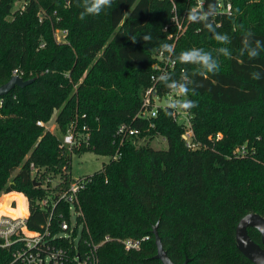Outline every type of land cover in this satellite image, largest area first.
<instances>
[{
  "label": "trees",
  "instance_id": "1",
  "mask_svg": "<svg viewBox=\"0 0 264 264\" xmlns=\"http://www.w3.org/2000/svg\"><path fill=\"white\" fill-rule=\"evenodd\" d=\"M15 1L0 0V85L15 69L34 80L4 96L0 108V194L28 197L32 228L48 217L37 205L47 191L34 183L31 164L46 173L66 167L70 176L71 153L38 125L57 113L61 135L71 125L90 134L74 154L110 157L89 176L78 203L95 241L112 238L100 247L99 264H161L157 223L175 264L187 257L188 264H254L238 249L236 228L249 213L264 216V0H232L233 14L213 20L198 18L194 0H176L188 27L177 43V67L160 90L183 86L184 103L195 105L189 110L203 145L197 150L187 147L169 110H161L152 127L135 119L155 54L169 42L164 27L172 24L171 2L113 0L88 14L84 0H28L24 9H14ZM56 29L65 42L56 41ZM184 53L196 59L182 60ZM200 56L210 57L211 71ZM122 123L139 127V135L121 143ZM158 136L167 148L152 146ZM243 144L249 151L239 157L235 149ZM7 206L4 211L17 214ZM248 233L261 243L257 229ZM127 237L148 238L126 251ZM13 249L0 247V264L12 262Z\"/></svg>",
  "mask_w": 264,
  "mask_h": 264
},
{
  "label": "built area",
  "instance_id": "2",
  "mask_svg": "<svg viewBox=\"0 0 264 264\" xmlns=\"http://www.w3.org/2000/svg\"><path fill=\"white\" fill-rule=\"evenodd\" d=\"M173 5L172 24L164 27L168 34L169 42L166 47L155 54L152 64L151 85L145 90L142 98V108L135 115V119L150 120V126H154L153 119L157 118L161 110H169L173 119L178 122L182 128V138L191 150H197L203 147L197 139L193 114L189 109L182 105L187 98V93L181 91L179 87H172L166 92L160 90V84L168 77L177 67L175 51L178 40L187 30L188 23L180 18L177 12L176 0H168ZM234 4L232 0H215L213 6H208L206 0H194L193 10L198 13L199 19L213 20L216 15L233 14ZM174 27V29H171ZM12 75L22 76L19 69H15ZM186 79H188L186 77ZM5 103L4 97L0 98V108ZM38 125H45L42 121ZM48 129V128H47ZM86 130L87 128H83ZM83 135L77 139V134ZM140 129L132 124L122 123L118 130L117 136L121 138V143L125 137L137 136ZM221 134L218 133L215 139H219ZM90 134L78 132L74 125H71L66 134L61 137V146L71 153L72 159L75 148H82V139L88 141ZM212 138V137H211ZM246 144L238 146L235 154L243 157L248 153ZM117 152L113 158L120 156ZM32 178L39 182L47 191L43 198L37 200L40 209L48 212V217L43 221H37L35 227H30V206L28 197L23 193V205L25 213L20 212V200L18 197L11 198L8 208L16 210L17 214L6 211H0V247L10 248L14 246L12 253V262L10 264H99L100 247L112 238L105 236L100 241L95 239L85 229V222L82 212L78 206L79 194L81 190L90 181V175L80 178H73L70 171L69 183L61 188L56 189L58 185L65 183L54 182V188L45 186L52 180V174H47L43 168L31 164ZM67 168L65 167V171ZM64 171V170H63ZM68 173V172H67ZM45 176L47 181L39 179L37 175ZM17 192L18 191H14ZM12 193V192H10ZM8 193L2 192L0 198ZM74 217V219H73ZM127 237L122 240L126 251L140 249L144 239Z\"/></svg>",
  "mask_w": 264,
  "mask_h": 264
},
{
  "label": "rangeland",
  "instance_id": "3",
  "mask_svg": "<svg viewBox=\"0 0 264 264\" xmlns=\"http://www.w3.org/2000/svg\"><path fill=\"white\" fill-rule=\"evenodd\" d=\"M28 0H16L14 9H24ZM40 17L43 19V14H40ZM53 36L56 39L57 42H65L66 41V34L63 32V30L56 29L53 30ZM57 114V113H56ZM56 114L52 117V119L46 123V128L50 129L52 132H54L57 136L60 138L62 135L60 134V131L58 129L57 123H56ZM83 135L78 133L77 139L82 138ZM152 146L155 148H167L168 144L164 137L158 136L151 142ZM110 157L105 155H99L95 152H85L82 155H73L72 159V167H71V175L73 178L77 179L85 175H92L95 172L99 171L104 163L109 162ZM63 172L57 173L54 171H48L47 174L54 175L52 180L48 182V184L45 186L46 188H54L53 184L54 182H62V180L70 179V177L66 174L67 171H65V167H63ZM39 179H42L44 182L47 181L45 176L39 174L37 175ZM68 177V178H67ZM12 179V178H11ZM46 183V182H45ZM69 183L66 181V183H63L61 185H58L56 189H61L65 187ZM18 197L20 200V212L23 213L25 211L24 205H23V199L22 195L19 194V192H12L4 195L0 198V211H4V206L8 205L11 198ZM17 212V211H16ZM74 219V217H73Z\"/></svg>",
  "mask_w": 264,
  "mask_h": 264
},
{
  "label": "water",
  "instance_id": "4",
  "mask_svg": "<svg viewBox=\"0 0 264 264\" xmlns=\"http://www.w3.org/2000/svg\"><path fill=\"white\" fill-rule=\"evenodd\" d=\"M33 78L25 79L19 75H12L4 84L0 85V98L6 96L16 87L23 88L33 82ZM40 184L39 182H34ZM157 223L153 228L157 254L155 257L161 264H175L164 248ZM249 228H255L261 234V243L256 242L248 233ZM236 242L238 249L254 264H264V216L258 213H249L242 217L236 228ZM190 258H186L183 264H188Z\"/></svg>",
  "mask_w": 264,
  "mask_h": 264
},
{
  "label": "clouds",
  "instance_id": "5",
  "mask_svg": "<svg viewBox=\"0 0 264 264\" xmlns=\"http://www.w3.org/2000/svg\"><path fill=\"white\" fill-rule=\"evenodd\" d=\"M113 0H84V6L86 9V13L88 14H99L105 7H111ZM182 60H194L196 56L193 53H184L181 56ZM199 60L203 62L211 71L214 67V64L210 63V57L208 56H200ZM181 91H185L183 86H181ZM185 109H189L194 107L195 105L191 102H186L182 105Z\"/></svg>",
  "mask_w": 264,
  "mask_h": 264
},
{
  "label": "bare ground",
  "instance_id": "6",
  "mask_svg": "<svg viewBox=\"0 0 264 264\" xmlns=\"http://www.w3.org/2000/svg\"><path fill=\"white\" fill-rule=\"evenodd\" d=\"M26 211H24L23 213H25Z\"/></svg>",
  "mask_w": 264,
  "mask_h": 264
},
{
  "label": "crops",
  "instance_id": "7",
  "mask_svg": "<svg viewBox=\"0 0 264 264\" xmlns=\"http://www.w3.org/2000/svg\"><path fill=\"white\" fill-rule=\"evenodd\" d=\"M12 192H14V191H12Z\"/></svg>",
  "mask_w": 264,
  "mask_h": 264
}]
</instances>
